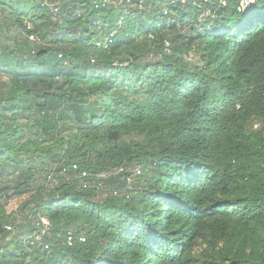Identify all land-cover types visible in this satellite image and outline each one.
Wrapping results in <instances>:
<instances>
[{
    "label": "trees",
    "instance_id": "obj_1",
    "mask_svg": "<svg viewBox=\"0 0 264 264\" xmlns=\"http://www.w3.org/2000/svg\"><path fill=\"white\" fill-rule=\"evenodd\" d=\"M109 1L0 0V264H264V0Z\"/></svg>",
    "mask_w": 264,
    "mask_h": 264
},
{
    "label": "built area",
    "instance_id": "obj_2",
    "mask_svg": "<svg viewBox=\"0 0 264 264\" xmlns=\"http://www.w3.org/2000/svg\"><path fill=\"white\" fill-rule=\"evenodd\" d=\"M120 2H122L123 0H119ZM129 1V0H126ZM205 1H209V0H205ZM111 4L116 5V1H109ZM181 3H185L186 0H180ZM228 0H218V5L217 7H224L226 6ZM255 2V0H238V6L237 9L240 12H244L247 8H249L253 3ZM54 12H57V8H53ZM111 35V34H110ZM28 38L31 41H35L37 39L36 35L33 33L28 34ZM107 46V41L103 42V47ZM189 57H192V54L189 53ZM258 126L257 123L254 124V127L256 128ZM57 169V165H55L50 173L47 176L48 181H52V176L55 172V170ZM123 168L118 169L116 172H114V174H118L123 172ZM129 170V169H128ZM73 172V174H71ZM60 173H63L65 175H68V177L72 178V179H76L78 181H80V183L82 184L83 187H92L95 188L98 191H101L104 186H105V181L108 178V176L110 174L107 173H102L99 175H96L95 178L93 180H88L87 178L91 175L88 171L86 170H80L79 166L77 164H71V165H65L62 166ZM132 175L127 177V181L128 183L131 181L132 176L134 175H139L140 174V169L139 168H133L131 170ZM49 182V183H50ZM113 194L118 195L119 193L114 190ZM32 226H34V228H36V230H38V234L37 236H33V239L30 238V243L33 244L34 241H39L41 240V238H47V239H51L53 237V233H52V223L50 222V220L43 215H37L36 217H34V221ZM7 231H10L11 233L14 232V226L11 224H7L5 226ZM65 241L66 243L71 246L74 244L75 241H80V242H84L85 241V237L83 235H74L72 232H68L66 237H65ZM49 244L45 243L44 244V248H48Z\"/></svg>",
    "mask_w": 264,
    "mask_h": 264
},
{
    "label": "rangeland",
    "instance_id": "obj_3",
    "mask_svg": "<svg viewBox=\"0 0 264 264\" xmlns=\"http://www.w3.org/2000/svg\"><path fill=\"white\" fill-rule=\"evenodd\" d=\"M170 32V31H169ZM10 33H14V31L13 30H11V32ZM191 61V60H190ZM4 82H5V79H2L1 81H0V87L1 86H3L4 85ZM128 138H130V139H137L136 138V136H134V135H130ZM128 140V139H127ZM36 178V177H35ZM51 184H48V186H50ZM35 186H37V183L36 184H34V187L31 189V190H29V192L28 193H26V194H23V195H18V196H15L14 198H12V200H10L9 201V203L7 204V206L5 207V213H14L15 212V210H17L22 204H24V202H26L27 201V199H29V197L31 196V195H34V189L35 188H37V187H35ZM98 194H100V191L98 192ZM100 197V196H99ZM16 217H17V219L19 220V222H21V223H25L27 220L30 222L29 224H30V226H32V224H33V221H34V217H32V214H31V211L29 210V209H24V210H22L21 212H18L17 214H16ZM18 222V223H19ZM34 232H33V234H34V236H37V234H38V230H36V228H34ZM20 228L19 227H14V232L13 233H11L12 235L14 234V233H20ZM81 235V234H80ZM32 236V235H31ZM30 236V237H31ZM28 240H30V238L28 237Z\"/></svg>",
    "mask_w": 264,
    "mask_h": 264
}]
</instances>
